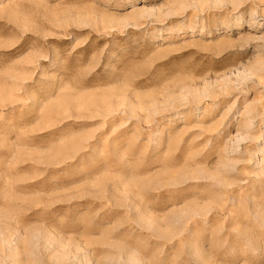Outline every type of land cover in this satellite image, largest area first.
<instances>
[{
	"label": "rangeland",
	"instance_id": "374dc122",
	"mask_svg": "<svg viewBox=\"0 0 264 264\" xmlns=\"http://www.w3.org/2000/svg\"><path fill=\"white\" fill-rule=\"evenodd\" d=\"M0 264H264V0H0Z\"/></svg>",
	"mask_w": 264,
	"mask_h": 264
}]
</instances>
